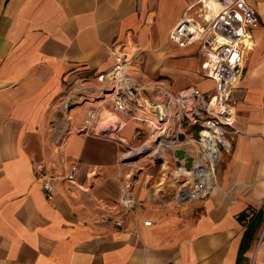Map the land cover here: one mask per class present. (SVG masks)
Listing matches in <instances>:
<instances>
[{
    "label": "crops",
    "instance_id": "crops-1",
    "mask_svg": "<svg viewBox=\"0 0 264 264\" xmlns=\"http://www.w3.org/2000/svg\"><path fill=\"white\" fill-rule=\"evenodd\" d=\"M194 1L0 0V264H264V0H246L258 27L235 84L230 149L202 199L176 200L188 175L177 172L175 136L165 129L152 142L148 125L158 123L146 92L125 116L115 114L113 139L80 132L87 110L98 108L102 120L113 114L108 103L95 106L99 93L62 108L71 85L96 86L92 77L111 66L114 51L132 59L143 86L210 92L196 48L167 42ZM166 2L172 12L160 28ZM144 57L151 65L142 73L133 64ZM155 73L170 83H148ZM37 163L51 200L33 174ZM71 165L77 172L67 183Z\"/></svg>",
    "mask_w": 264,
    "mask_h": 264
},
{
    "label": "built area",
    "instance_id": "built-area-1",
    "mask_svg": "<svg viewBox=\"0 0 264 264\" xmlns=\"http://www.w3.org/2000/svg\"><path fill=\"white\" fill-rule=\"evenodd\" d=\"M257 27V16L246 0H196L185 8L168 31L167 42L177 49L196 48V54L201 59V76L213 83L210 92L202 93L193 86H187L170 93L158 84L143 86L130 72L132 59L114 51L111 66L92 77L96 86L91 87L84 80L76 86L71 85L62 100V108L99 93L102 98L95 106L108 103L113 114L110 119L102 120L98 108L87 110L80 132L101 139H113L121 128L115 114L125 116L126 106L138 104L146 92L149 98L146 105L155 113L158 123L148 125L152 135L160 139L165 135L161 132L166 129L169 135L175 136L170 142L171 150L182 149L192 159L188 170L177 168L178 173H187L189 184L186 189L178 190L176 200H200L211 187L218 158L230 149L234 133L229 130L231 109L238 100L235 84L241 77L245 54L252 48L251 33ZM187 132L188 135H184ZM138 135L136 131L134 136ZM178 135L183 137L178 139ZM142 149L139 147L137 152ZM76 172L77 167L71 165L64 176L65 182H72ZM33 174L43 179L42 192L47 200H51L53 188L43 173L42 164L33 166ZM120 204L129 206L126 196L122 197ZM149 224L143 222L144 226ZM113 225L119 227L120 222L115 221ZM262 239L264 222L257 240Z\"/></svg>",
    "mask_w": 264,
    "mask_h": 264
},
{
    "label": "rangeland",
    "instance_id": "rangeland-1",
    "mask_svg": "<svg viewBox=\"0 0 264 264\" xmlns=\"http://www.w3.org/2000/svg\"><path fill=\"white\" fill-rule=\"evenodd\" d=\"M172 6H173V2H166V3H164L163 12H162V15H161V17L159 19V26H160V28L163 27L166 24L168 18L171 16ZM166 45H167V43H166ZM140 61L137 62V63H135V64H133L135 66V69L136 70H141L142 73H144L145 71H148L147 68L151 64H149L148 62L146 63L145 57L142 58V61L141 62ZM198 65H200V63L197 62V67L199 68ZM199 70H198V73H199V75H201ZM146 79H147L148 83L151 82L150 84H152V82H155V81H161L160 79H164V80H166L167 82L170 83V79L169 78H167L164 74H159V73H155L152 76H149L147 74ZM190 133L192 134V132H190ZM184 135H188V132L187 133H184ZM155 137H153V141H157V139ZM182 137H183L182 135H178V139H181Z\"/></svg>",
    "mask_w": 264,
    "mask_h": 264
},
{
    "label": "water",
    "instance_id": "water-1",
    "mask_svg": "<svg viewBox=\"0 0 264 264\" xmlns=\"http://www.w3.org/2000/svg\"><path fill=\"white\" fill-rule=\"evenodd\" d=\"M172 157L177 161H183V168L188 170L191 166V157L187 156L185 151L182 149L170 150Z\"/></svg>",
    "mask_w": 264,
    "mask_h": 264
},
{
    "label": "trees",
    "instance_id": "trees-1",
    "mask_svg": "<svg viewBox=\"0 0 264 264\" xmlns=\"http://www.w3.org/2000/svg\"><path fill=\"white\" fill-rule=\"evenodd\" d=\"M247 236L248 235H245V236H243V238H242V240H243V242L241 243V245L239 246V252L241 253L244 249H245V247H246V241H247Z\"/></svg>",
    "mask_w": 264,
    "mask_h": 264
},
{
    "label": "bare ground",
    "instance_id": "bare-ground-1",
    "mask_svg": "<svg viewBox=\"0 0 264 264\" xmlns=\"http://www.w3.org/2000/svg\"><path fill=\"white\" fill-rule=\"evenodd\" d=\"M152 142H153V140H152ZM166 142V141H165ZM169 144V142H166V145H168Z\"/></svg>",
    "mask_w": 264,
    "mask_h": 264
}]
</instances>
